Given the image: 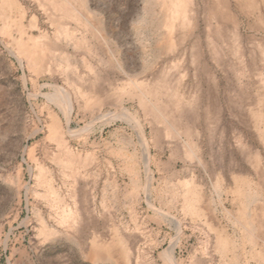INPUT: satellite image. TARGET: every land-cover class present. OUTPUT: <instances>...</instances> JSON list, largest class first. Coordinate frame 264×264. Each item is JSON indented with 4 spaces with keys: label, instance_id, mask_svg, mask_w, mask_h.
<instances>
[{
    "label": "rangeland",
    "instance_id": "1",
    "mask_svg": "<svg viewBox=\"0 0 264 264\" xmlns=\"http://www.w3.org/2000/svg\"><path fill=\"white\" fill-rule=\"evenodd\" d=\"M0 264H264V0H0Z\"/></svg>",
    "mask_w": 264,
    "mask_h": 264
}]
</instances>
